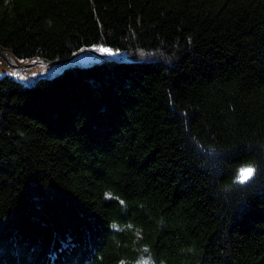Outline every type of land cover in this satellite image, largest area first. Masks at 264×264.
I'll use <instances>...</instances> for the list:
<instances>
[{
  "label": "trees",
  "instance_id": "trees-1",
  "mask_svg": "<svg viewBox=\"0 0 264 264\" xmlns=\"http://www.w3.org/2000/svg\"><path fill=\"white\" fill-rule=\"evenodd\" d=\"M0 48L111 50L0 76V264L133 261L129 223L158 262L264 264V0H0Z\"/></svg>",
  "mask_w": 264,
  "mask_h": 264
},
{
  "label": "rangeland",
  "instance_id": "rangeland-1",
  "mask_svg": "<svg viewBox=\"0 0 264 264\" xmlns=\"http://www.w3.org/2000/svg\"><path fill=\"white\" fill-rule=\"evenodd\" d=\"M92 52L100 56H110L106 54L108 52L105 53L95 49H84L80 55L74 57L71 61L67 62V64L73 62L80 64L89 63L96 59ZM6 53L10 61H7L0 56V76L9 74L28 84L32 83L34 79L40 75H51L61 71L62 67L66 64L50 65L44 62L36 63L37 61L20 62L13 54L9 52Z\"/></svg>",
  "mask_w": 264,
  "mask_h": 264
},
{
  "label": "clouds",
  "instance_id": "clouds-1",
  "mask_svg": "<svg viewBox=\"0 0 264 264\" xmlns=\"http://www.w3.org/2000/svg\"><path fill=\"white\" fill-rule=\"evenodd\" d=\"M160 223H163V220H161ZM110 227L113 230L119 231H124L126 229L131 230L134 236V245H138V247L135 248L137 256L133 261H129L126 257H122L118 261V264H165V261L162 259L159 262L157 261L149 245L139 244V241L143 239L142 229L135 228L131 223H129L125 227H120L117 224L110 225ZM117 245L119 246L118 241ZM187 251L189 253H193L195 249L193 247H189Z\"/></svg>",
  "mask_w": 264,
  "mask_h": 264
},
{
  "label": "water",
  "instance_id": "water-1",
  "mask_svg": "<svg viewBox=\"0 0 264 264\" xmlns=\"http://www.w3.org/2000/svg\"><path fill=\"white\" fill-rule=\"evenodd\" d=\"M82 51H78L76 52L75 54H73L70 58H67V59H62V60H55V61H50V60H42V61H37L36 63H39V62H44L46 64H50V65H55V64H65L69 61H71L74 57H76L78 54H80ZM0 56L2 58H4L5 60L7 61H10L9 58H8V55L6 53V51L3 49V48H0ZM103 57H105L104 55H102Z\"/></svg>",
  "mask_w": 264,
  "mask_h": 264
},
{
  "label": "snow or ice",
  "instance_id": "snow-or-ice-1",
  "mask_svg": "<svg viewBox=\"0 0 264 264\" xmlns=\"http://www.w3.org/2000/svg\"><path fill=\"white\" fill-rule=\"evenodd\" d=\"M100 51L102 52H111L110 49L107 48H101ZM253 174V169L252 168H246L241 170V175L239 177L241 182H245L249 179V177ZM123 203V202H121Z\"/></svg>",
  "mask_w": 264,
  "mask_h": 264
}]
</instances>
